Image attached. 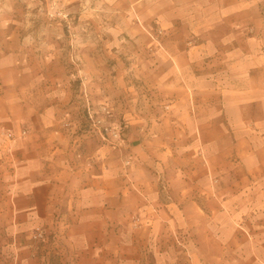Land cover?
Returning a JSON list of instances; mask_svg holds the SVG:
<instances>
[{"label":"crops","instance_id":"obj_1","mask_svg":"<svg viewBox=\"0 0 264 264\" xmlns=\"http://www.w3.org/2000/svg\"><path fill=\"white\" fill-rule=\"evenodd\" d=\"M89 3L113 20L111 44L129 63L111 67L114 87L103 88L120 140L79 132L74 110L54 105V86L45 104L29 105L0 83V264H147L133 256L141 248L128 237L131 216L151 264H167L157 254L162 231L180 230L183 245L204 228L221 248H238L239 236L264 241L260 0ZM122 75L141 80L127 101L115 97ZM36 228L41 241L31 239Z\"/></svg>","mask_w":264,"mask_h":264},{"label":"rangeland","instance_id":"obj_2","mask_svg":"<svg viewBox=\"0 0 264 264\" xmlns=\"http://www.w3.org/2000/svg\"><path fill=\"white\" fill-rule=\"evenodd\" d=\"M263 2L260 0L259 6L262 13ZM90 6L94 3L90 5L89 0H0V56L8 59L4 63L7 67L0 68V83L8 81L9 89L5 93L9 92V97L18 96L29 105L45 104V98L41 97L54 86L55 91H60L59 96L52 99L54 105L64 104V110L70 106L75 112L74 119L83 121L78 131L101 138L83 110L86 109L83 95L86 94L92 116L117 130L113 126L115 118L109 99H105L109 94H104L103 88L111 91L114 87L107 78L111 67L124 68L129 63L122 55L123 47L111 44L114 35L107 26L113 20L104 12L90 10ZM245 31L252 34L253 26ZM260 31H264V21L260 22ZM117 38L120 39V35ZM117 51L120 54L109 62V56ZM116 81L121 93H116L115 97L124 101H127L130 85H141V80L134 76L122 75ZM101 84L104 87L99 86ZM101 107L109 110L110 117L101 114ZM62 121L68 123L66 119ZM70 127L69 124L67 128ZM105 137L106 141L110 140ZM249 218L253 219L252 216ZM130 219L133 233H128V237L141 248L133 256L151 264L156 259L155 253L147 251L148 246L143 249L144 246L137 242L138 232L134 230L140 222L133 216ZM259 219H253V222L261 221ZM179 231L161 232L157 243L160 261L167 264H259L256 258L264 259V241L261 239L254 245L238 235V248L230 241L221 248L215 242L212 228H204L195 229L190 234L191 240L183 245Z\"/></svg>","mask_w":264,"mask_h":264},{"label":"built area","instance_id":"obj_3","mask_svg":"<svg viewBox=\"0 0 264 264\" xmlns=\"http://www.w3.org/2000/svg\"><path fill=\"white\" fill-rule=\"evenodd\" d=\"M100 112L101 114H104L105 116L107 117H110V112L109 110H107L106 108L104 107H101L100 109ZM86 114H87V117H89L90 121H91V126L92 128L95 130H97V134H99V136L105 140V136H108L110 138L111 141H118L120 140V134L118 133L117 130L115 129H110L107 124L104 123V121L102 119H99L97 117H93L92 114H93V111L90 109V105L87 103L86 104ZM66 127H69V124L68 123H65L64 124ZM26 134V129L20 131L19 133V136L21 137H25L24 135ZM2 137L4 138V145L6 146V144H9L13 139V134L11 132H8L7 133H3L2 134ZM9 147V145H7V148ZM129 165V162L126 161L125 162V166H128ZM45 237V233L43 231L42 228H36L34 229V231L32 232L31 234V239L33 241H41L43 240Z\"/></svg>","mask_w":264,"mask_h":264}]
</instances>
